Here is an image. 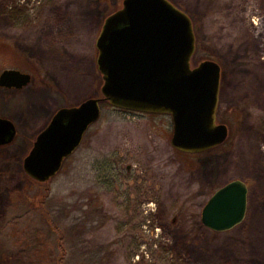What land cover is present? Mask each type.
<instances>
[{
	"label": "rangeland",
	"instance_id": "374dc122",
	"mask_svg": "<svg viewBox=\"0 0 264 264\" xmlns=\"http://www.w3.org/2000/svg\"><path fill=\"white\" fill-rule=\"evenodd\" d=\"M169 1L192 20L191 66L221 68L225 142L182 153L168 114L102 102L79 148L38 183L22 162L42 118L21 128L10 112L27 109L29 91L46 92L40 103L53 114L101 97L95 42L122 0H0V74L31 76L22 90L0 88V117L17 130L0 147V264H264V0ZM234 180L248 185L245 218L210 231L201 211Z\"/></svg>",
	"mask_w": 264,
	"mask_h": 264
},
{
	"label": "water",
	"instance_id": "95a60500",
	"mask_svg": "<svg viewBox=\"0 0 264 264\" xmlns=\"http://www.w3.org/2000/svg\"><path fill=\"white\" fill-rule=\"evenodd\" d=\"M95 48L101 97L53 114L23 159L28 178L46 183L56 176L99 119L102 102L126 111L168 114L171 145L182 153H203L225 142L228 129L216 120L221 68L210 60L191 66L195 34L191 18L179 7L169 0H122L105 18ZM30 81L29 74L17 70L0 74L5 89H22ZM15 136L13 122L0 117V147ZM247 195L245 182L226 183L202 209V225L214 232L238 226L246 215Z\"/></svg>",
	"mask_w": 264,
	"mask_h": 264
},
{
	"label": "crops",
	"instance_id": "0c3cea01",
	"mask_svg": "<svg viewBox=\"0 0 264 264\" xmlns=\"http://www.w3.org/2000/svg\"><path fill=\"white\" fill-rule=\"evenodd\" d=\"M47 95L48 94L46 92H40V93L35 95L33 92L29 91L26 93V103H27L26 107H27V109L21 108L18 110H16V109L11 110L10 113L13 115L12 117L15 118L20 123L21 128L25 127V125L28 124L27 117H30V116L31 117L28 119L29 122H31V120L33 121L35 119V117L38 118L39 116H41V118H42V124L38 128L35 127L36 128L35 134H38L47 125V123L49 122V120L53 116V111H52V109H46L43 106V103L42 102L40 103V101H43L47 98ZM78 104H80V103H78ZM78 104L69 105V106H75ZM66 106H68V105H64L63 107H66ZM60 108H62V107H60ZM10 120L13 122L12 119H10Z\"/></svg>",
	"mask_w": 264,
	"mask_h": 264
},
{
	"label": "flooded vegetation",
	"instance_id": "af4514ba",
	"mask_svg": "<svg viewBox=\"0 0 264 264\" xmlns=\"http://www.w3.org/2000/svg\"><path fill=\"white\" fill-rule=\"evenodd\" d=\"M192 25H193V23H192ZM194 34H195V32H194ZM195 46H196V36H195ZM1 88V87H0ZM2 89H4V90H12V91H19V90H22V89H5V88H2ZM115 109H117V108H115ZM117 110H120V111H123V112H130V113H138V114H140V112H133V111H126V110H121V109H117ZM50 121V120H49ZM49 123V122H48ZM47 123V124H48ZM15 125V124H14ZM16 127V126H15ZM44 129V128H43ZM37 136V135H36ZM36 138V137H35ZM35 140V139H34ZM27 152H29V149H28V151ZM27 155V154H26ZM25 155V156H26ZM22 164H23V162H22ZM126 170H127V172H130L131 171V167L129 166V164L126 166ZM131 189V188H130ZM129 199L130 200H134L135 199V196H131V197H129Z\"/></svg>",
	"mask_w": 264,
	"mask_h": 264
},
{
	"label": "trees",
	"instance_id": "16d2710c",
	"mask_svg": "<svg viewBox=\"0 0 264 264\" xmlns=\"http://www.w3.org/2000/svg\"><path fill=\"white\" fill-rule=\"evenodd\" d=\"M65 254V253H64Z\"/></svg>",
	"mask_w": 264,
	"mask_h": 264
}]
</instances>
